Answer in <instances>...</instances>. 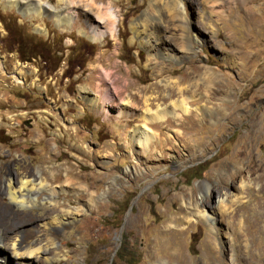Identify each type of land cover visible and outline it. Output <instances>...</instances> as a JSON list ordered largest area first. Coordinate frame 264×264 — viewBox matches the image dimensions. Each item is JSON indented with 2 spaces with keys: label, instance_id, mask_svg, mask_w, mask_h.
Masks as SVG:
<instances>
[{
  "label": "rangeland",
  "instance_id": "1",
  "mask_svg": "<svg viewBox=\"0 0 264 264\" xmlns=\"http://www.w3.org/2000/svg\"><path fill=\"white\" fill-rule=\"evenodd\" d=\"M45 1L69 22L0 0V206L16 223L10 238L52 242L50 259L33 264H264V0H178L183 48L171 0ZM153 26L151 42L171 58L144 45ZM107 88L111 102L100 97ZM182 97L189 113L174 107L179 117L150 124L149 143L134 141L145 102L170 111ZM38 174L54 192L37 189L33 205L3 193L8 178ZM203 198L218 229L193 215Z\"/></svg>",
  "mask_w": 264,
  "mask_h": 264
},
{
  "label": "bare ground",
  "instance_id": "2",
  "mask_svg": "<svg viewBox=\"0 0 264 264\" xmlns=\"http://www.w3.org/2000/svg\"><path fill=\"white\" fill-rule=\"evenodd\" d=\"M58 1H62V0H58ZM172 3H173L174 7H173V13H171L172 15L170 16V21L175 20L177 23L172 22V24L171 25L169 24V25L179 28L178 31H179V37L181 40V48H183V45L185 44V42L187 40V36L185 34V31L188 27V23L186 21V17L184 15L183 8L181 7L179 1L178 0H171V4ZM6 6L8 8L16 7L18 12L20 14H22L23 16L33 15L35 17H38V16H42L43 13H45V12H48V13L50 12L52 14V16L54 17V19L58 18L57 19L58 23L63 22V23L67 24L69 22V19H70L68 14L59 13V10L57 8H55L54 6H52L51 4H49L45 0H7ZM59 15H61L62 17H59ZM55 17H57V18H55ZM154 18H156L157 21L160 23L163 20V18L161 17V13L159 14V12H157L155 14ZM135 27H137V26H135ZM164 27H166V25H164ZM35 29L41 30V28H38V27H35ZM132 29H134V27H132ZM151 29H153V30H151ZM151 29H150L151 31L148 32V36H147V38L149 37V41L146 38L144 40V43H145L144 45H146V47H148V48L155 47L156 50L163 52L164 50L162 51L160 49L159 44L155 45L154 44L155 41H153L154 43L151 42V39H150L151 36H149V35L152 34L154 36V26ZM139 32H137V33H139ZM155 39H157V37ZM164 52L166 53L168 58H171L172 54H170L167 51H164ZM102 73L104 76L107 77V76H109L110 72L103 70ZM112 96L115 97V94H111V91H109L108 88L103 89L102 93L100 94L101 98H103L104 100L110 101V102L112 101V98H111ZM84 98L88 102L90 109H92L93 111L100 112L103 110L102 109V103L99 102V96L96 97L95 95L89 96V95L84 94ZM173 102H174V100L171 103H173ZM190 102H189V98H183L182 97L177 102H174L176 104L171 105V103H170V105L172 106V108H170V111H167L165 108H161V107H157L155 109H150L149 104L147 102H145V104H144V115L142 113V118L140 120V123L133 126V136L132 137L133 138L135 137L134 141L137 142L138 144H143V146H145L154 137V134L151 131L152 129L150 128L151 123H153V122H164L167 119L166 117L168 114H171L173 117H179V113L175 112V110L173 109L174 107L180 108L181 109L180 111L184 114L189 113L190 112V107H189ZM203 107L205 109H207V107H205V106H203ZM105 111H107V110L105 109ZM118 114L122 115L121 111L120 112L118 111ZM197 114H198V112H197ZM0 126H1V121H0ZM254 161L249 160L245 164H243V165L241 164V166L240 165L237 166L236 169H238V171L227 169V173H228L227 178L229 179V177L234 176L233 179H237L238 177H241L240 175L242 173H244L245 170H247V169L250 170V168H252V165H254L253 164ZM63 181H64L65 185H70L72 183L71 179L67 176L65 177V179ZM16 183H18V185L14 184V181L11 180V178H8L6 183L4 184L3 193L5 195H7L10 202H13L14 204H16L19 207H26L27 204L33 205L36 201L35 193H37L36 192L37 189L41 190L42 188H44L49 193L54 192V189L53 188L50 189L48 187L47 182L39 174L34 176V178L28 177V176L24 177V176L20 175V178L18 179V181ZM28 183L30 184L29 187H28ZM222 183H224V182H222ZM36 185H38V186H36ZM203 189H204V194H202V196H204V198H205L207 192L209 190L211 191V188L208 184H205L203 186ZM62 190H64V189H62ZM204 198L202 199L200 204L196 205L197 208H192V210L195 211V214L193 212V215H197L198 217H203L204 219L207 220V222L214 224L216 229H218V227L216 226V217L214 215V212L212 211V208H209V209L207 208V203H206L207 200H205ZM226 199H227V197H226L225 193H224V196L222 195L217 199L216 203L218 205V208H224L225 207ZM1 208L2 207L0 206V217H1L0 220L3 222V224H0V264H33V258L32 257L38 256V254H40L41 256H44V259L46 261L48 259H50L45 255L47 254V246L52 244V242L49 239H47V237L46 238L42 237L43 234H38L36 236L35 240L29 241V242H26L23 240L17 241V239L14 237H13V239L10 238L11 236L8 233H10V231L12 232L15 229H17L16 223L10 219V212H7L4 209V207H3V210H1ZM65 215H67V213ZM52 219L55 220V217ZM1 247L5 248L9 252L10 257H9V254H7L3 250H1ZM40 255H39V257H40ZM11 259L14 262L11 261ZM150 264H166V263H163V262L157 261V260H153ZM212 264H216V262H213ZM232 264H234V263H232Z\"/></svg>",
  "mask_w": 264,
  "mask_h": 264
},
{
  "label": "trees",
  "instance_id": "3",
  "mask_svg": "<svg viewBox=\"0 0 264 264\" xmlns=\"http://www.w3.org/2000/svg\"><path fill=\"white\" fill-rule=\"evenodd\" d=\"M120 249H121V248H120ZM116 256H117L118 258H121L119 253H117Z\"/></svg>",
  "mask_w": 264,
  "mask_h": 264
}]
</instances>
